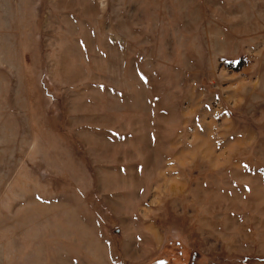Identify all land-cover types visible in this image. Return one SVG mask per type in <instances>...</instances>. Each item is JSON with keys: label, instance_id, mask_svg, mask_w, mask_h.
I'll return each mask as SVG.
<instances>
[{"label": "rangeland", "instance_id": "rangeland-1", "mask_svg": "<svg viewBox=\"0 0 264 264\" xmlns=\"http://www.w3.org/2000/svg\"><path fill=\"white\" fill-rule=\"evenodd\" d=\"M190 262L264 264V0H0V264Z\"/></svg>", "mask_w": 264, "mask_h": 264}, {"label": "water", "instance_id": "water-1", "mask_svg": "<svg viewBox=\"0 0 264 264\" xmlns=\"http://www.w3.org/2000/svg\"><path fill=\"white\" fill-rule=\"evenodd\" d=\"M197 257V253H192L191 254V260H194ZM189 264H193L192 262H190Z\"/></svg>", "mask_w": 264, "mask_h": 264}]
</instances>
